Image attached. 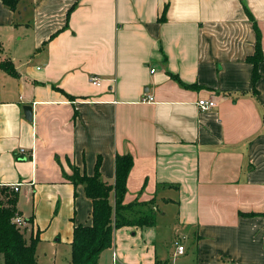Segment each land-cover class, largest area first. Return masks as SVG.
<instances>
[{"label":"crops","instance_id":"crops-1","mask_svg":"<svg viewBox=\"0 0 264 264\" xmlns=\"http://www.w3.org/2000/svg\"><path fill=\"white\" fill-rule=\"evenodd\" d=\"M123 154L124 203H152L156 221L116 229L110 264H264V0H0V186L21 183L38 258L72 256L92 223L72 165L93 175L100 158L114 184Z\"/></svg>","mask_w":264,"mask_h":264},{"label":"trees","instance_id":"trees-1","mask_svg":"<svg viewBox=\"0 0 264 264\" xmlns=\"http://www.w3.org/2000/svg\"><path fill=\"white\" fill-rule=\"evenodd\" d=\"M18 1L3 0L13 10L17 8ZM247 12L255 23L251 12L248 9ZM255 27L257 29L256 51L248 57L254 66V83L260 76L259 64L263 60L260 32L258 26ZM2 66L11 73H16L11 61L2 63ZM133 165L134 158L131 154L117 155L114 184H108L102 180L100 158L93 175L82 173L77 166L72 165V173L68 175V178L75 185H84L85 194L93 201V211L90 225L75 226L71 241V264H99L101 253L112 246L114 231L118 228L155 224L156 214L152 203H124L127 179ZM112 192L116 197L115 205H112L110 201ZM17 201V193L7 186H0V255L3 257L0 264H38V237H31L30 241H27L22 229L13 222L14 216L18 214Z\"/></svg>","mask_w":264,"mask_h":264},{"label":"built area","instance_id":"built-area-1","mask_svg":"<svg viewBox=\"0 0 264 264\" xmlns=\"http://www.w3.org/2000/svg\"><path fill=\"white\" fill-rule=\"evenodd\" d=\"M90 81L95 86H100L102 84L101 79H99L95 76L91 77ZM154 100H155L154 96H152V95H148L147 97L144 98V101H148V102H153ZM198 105H199L200 109H202L203 111H208V110H211L212 108H214L216 106V101L214 99H211V98L200 99L198 101ZM7 187H9L10 190L12 189V191L14 193H17L20 191L21 183L14 184L12 186L7 185ZM13 222L16 223V225H18V226H22L23 224H26V219L23 216L17 214L13 218ZM183 239H184V236H178V238L174 242L179 253H184V251H185V246L182 244ZM114 259H115V257H114Z\"/></svg>","mask_w":264,"mask_h":264},{"label":"rangeland","instance_id":"rangeland-1","mask_svg":"<svg viewBox=\"0 0 264 264\" xmlns=\"http://www.w3.org/2000/svg\"><path fill=\"white\" fill-rule=\"evenodd\" d=\"M18 193V192H17ZM15 217V216H14ZM26 224H23L22 226H19L22 231H23V227ZM24 233V231H23ZM179 236V235H178ZM178 236L173 240V245L174 247H176L175 245V240L178 238ZM171 245V243H170ZM172 246V245H171ZM108 249H105L102 254H101V260H104L103 264H110L108 262ZM54 258V256L52 254H50L49 252L45 251V253L43 252L41 254V256L39 255V258L37 256V259H39V264H71V252L68 251V248L66 247L64 252H61L57 255V257L55 258V261H52V259Z\"/></svg>","mask_w":264,"mask_h":264},{"label":"water","instance_id":"water-1","mask_svg":"<svg viewBox=\"0 0 264 264\" xmlns=\"http://www.w3.org/2000/svg\"><path fill=\"white\" fill-rule=\"evenodd\" d=\"M24 111H25V117L29 121L33 120V109L31 105H25L24 106Z\"/></svg>","mask_w":264,"mask_h":264}]
</instances>
